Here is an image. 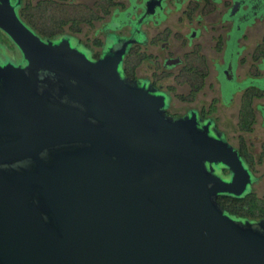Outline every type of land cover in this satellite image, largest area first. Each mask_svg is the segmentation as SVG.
Listing matches in <instances>:
<instances>
[{
    "label": "water",
    "instance_id": "water-1",
    "mask_svg": "<svg viewBox=\"0 0 264 264\" xmlns=\"http://www.w3.org/2000/svg\"><path fill=\"white\" fill-rule=\"evenodd\" d=\"M16 7L0 0L18 55H0V264H264V218L217 200L251 182L220 133L125 77L127 42L94 60Z\"/></svg>",
    "mask_w": 264,
    "mask_h": 264
},
{
    "label": "flooded vegetation",
    "instance_id": "flooded-vegetation-1",
    "mask_svg": "<svg viewBox=\"0 0 264 264\" xmlns=\"http://www.w3.org/2000/svg\"><path fill=\"white\" fill-rule=\"evenodd\" d=\"M11 1L41 38H67L91 59L127 42L125 77L164 94L167 114L208 123L240 154L249 189L218 202L229 213L235 199L264 202V0ZM0 55L18 59L1 30ZM241 207L231 214L264 218V207Z\"/></svg>",
    "mask_w": 264,
    "mask_h": 264
},
{
    "label": "rangeland",
    "instance_id": "rangeland-1",
    "mask_svg": "<svg viewBox=\"0 0 264 264\" xmlns=\"http://www.w3.org/2000/svg\"><path fill=\"white\" fill-rule=\"evenodd\" d=\"M241 205L249 206V207H255L256 209L254 210V213L261 214V212H262L261 209L264 207V202H258V201L256 202V201H253V200H245L244 202H241Z\"/></svg>",
    "mask_w": 264,
    "mask_h": 264
},
{
    "label": "trees",
    "instance_id": "trees-1",
    "mask_svg": "<svg viewBox=\"0 0 264 264\" xmlns=\"http://www.w3.org/2000/svg\"><path fill=\"white\" fill-rule=\"evenodd\" d=\"M241 202L240 200L238 199H235L233 200V202L230 204V207L228 208V210L231 212V213H235V214H242L241 210H242V207H241ZM244 214V213H243Z\"/></svg>",
    "mask_w": 264,
    "mask_h": 264
}]
</instances>
